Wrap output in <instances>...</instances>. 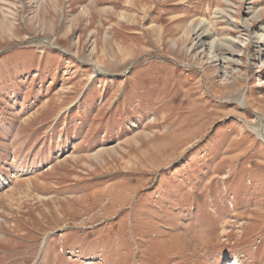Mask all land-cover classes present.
Wrapping results in <instances>:
<instances>
[{"label":"rangeland","instance_id":"obj_1","mask_svg":"<svg viewBox=\"0 0 264 264\" xmlns=\"http://www.w3.org/2000/svg\"><path fill=\"white\" fill-rule=\"evenodd\" d=\"M263 124L264 0H0V264H264Z\"/></svg>","mask_w":264,"mask_h":264},{"label":"bare ground","instance_id":"obj_2","mask_svg":"<svg viewBox=\"0 0 264 264\" xmlns=\"http://www.w3.org/2000/svg\"><path fill=\"white\" fill-rule=\"evenodd\" d=\"M196 28H197V27H196ZM196 28H195V29H196ZM196 30H197V29H196ZM202 30H203V29H202ZM199 32H200V31H199ZM199 32H198V33H199ZM204 37H205V36H204ZM199 38H200V37H199ZM203 44H204V43H203ZM204 45H205V44H204ZM262 128H264V124L262 125ZM258 133H259L260 135H261V134L263 135V130L260 128L259 131H258Z\"/></svg>","mask_w":264,"mask_h":264}]
</instances>
